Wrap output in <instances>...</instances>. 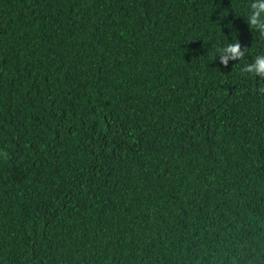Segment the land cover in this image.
<instances>
[{
  "label": "trees",
  "instance_id": "obj_1",
  "mask_svg": "<svg viewBox=\"0 0 264 264\" xmlns=\"http://www.w3.org/2000/svg\"><path fill=\"white\" fill-rule=\"evenodd\" d=\"M253 2L0 0V264H264Z\"/></svg>",
  "mask_w": 264,
  "mask_h": 264
},
{
  "label": "clouds",
  "instance_id": "obj_2",
  "mask_svg": "<svg viewBox=\"0 0 264 264\" xmlns=\"http://www.w3.org/2000/svg\"><path fill=\"white\" fill-rule=\"evenodd\" d=\"M251 8L250 24L264 32V0H254ZM239 47V43L229 44L224 50L231 52L233 57L236 58L241 55ZM223 62L226 63V60ZM245 71L264 75V56H257L252 64L246 66Z\"/></svg>",
  "mask_w": 264,
  "mask_h": 264
}]
</instances>
